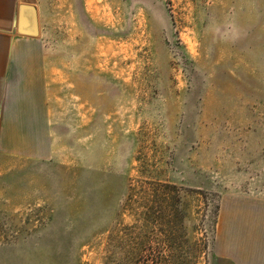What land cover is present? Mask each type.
Segmentation results:
<instances>
[{
	"label": "rangeland",
	"instance_id": "1",
	"mask_svg": "<svg viewBox=\"0 0 264 264\" xmlns=\"http://www.w3.org/2000/svg\"><path fill=\"white\" fill-rule=\"evenodd\" d=\"M36 6L81 82L59 83L57 157L0 156V264H241L264 203V0Z\"/></svg>",
	"mask_w": 264,
	"mask_h": 264
},
{
	"label": "crops",
	"instance_id": "2",
	"mask_svg": "<svg viewBox=\"0 0 264 264\" xmlns=\"http://www.w3.org/2000/svg\"><path fill=\"white\" fill-rule=\"evenodd\" d=\"M37 1L0 0V156L51 160L59 155L60 138L69 136L59 83L67 77L74 88L81 80L75 71L60 72L57 54L43 37ZM22 4L37 7L38 35L19 32ZM88 114L82 118L89 119ZM251 214L245 220L241 264H264V203Z\"/></svg>",
	"mask_w": 264,
	"mask_h": 264
},
{
	"label": "water",
	"instance_id": "3",
	"mask_svg": "<svg viewBox=\"0 0 264 264\" xmlns=\"http://www.w3.org/2000/svg\"><path fill=\"white\" fill-rule=\"evenodd\" d=\"M38 10L35 5L22 4L19 8L18 30L29 35H38L39 29Z\"/></svg>",
	"mask_w": 264,
	"mask_h": 264
}]
</instances>
